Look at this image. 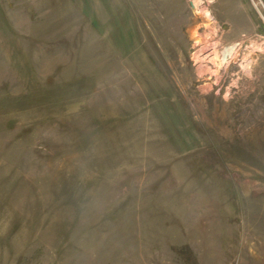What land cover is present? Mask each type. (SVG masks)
Returning a JSON list of instances; mask_svg holds the SVG:
<instances>
[{"label":"rangeland","instance_id":"374dc122","mask_svg":"<svg viewBox=\"0 0 264 264\" xmlns=\"http://www.w3.org/2000/svg\"><path fill=\"white\" fill-rule=\"evenodd\" d=\"M193 1L0 0V264H264V0Z\"/></svg>","mask_w":264,"mask_h":264},{"label":"bare ground","instance_id":"6f19581e","mask_svg":"<svg viewBox=\"0 0 264 264\" xmlns=\"http://www.w3.org/2000/svg\"><path fill=\"white\" fill-rule=\"evenodd\" d=\"M200 0H194L193 3L196 6H200ZM218 47V46H217ZM221 51V50H220ZM230 54L229 53V49H225L221 52V54H218V52H216V58L213 59L214 62L218 63V65H223L224 63L228 62L229 58H230ZM205 69V68H203Z\"/></svg>","mask_w":264,"mask_h":264},{"label":"water","instance_id":"95a60500","mask_svg":"<svg viewBox=\"0 0 264 264\" xmlns=\"http://www.w3.org/2000/svg\"><path fill=\"white\" fill-rule=\"evenodd\" d=\"M192 7H193V8H195V5H194V3H193V2H192Z\"/></svg>","mask_w":264,"mask_h":264}]
</instances>
